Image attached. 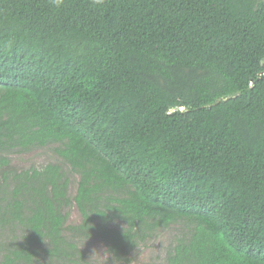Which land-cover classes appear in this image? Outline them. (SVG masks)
Returning <instances> with one entry per match:
<instances>
[{"label":"trees","instance_id":"obj_1","mask_svg":"<svg viewBox=\"0 0 264 264\" xmlns=\"http://www.w3.org/2000/svg\"><path fill=\"white\" fill-rule=\"evenodd\" d=\"M173 223L163 264H264V0H0V264Z\"/></svg>","mask_w":264,"mask_h":264},{"label":"rangeland","instance_id":"obj_2","mask_svg":"<svg viewBox=\"0 0 264 264\" xmlns=\"http://www.w3.org/2000/svg\"><path fill=\"white\" fill-rule=\"evenodd\" d=\"M9 158L11 165L18 171L31 166L41 167L47 163L60 160V157L53 151L52 146L37 147L26 152L12 153ZM78 179V174L71 176L70 196L75 194ZM80 221L81 215L77 207L75 204H71L68 210L67 224L75 225ZM120 226H122L121 223L115 225V227ZM184 229L182 223H173L168 227L155 230L138 245L130 264H163L166 251L181 237L185 231ZM66 234L69 235L68 232ZM76 243L91 264H110L109 253L102 241L95 238H79Z\"/></svg>","mask_w":264,"mask_h":264}]
</instances>
